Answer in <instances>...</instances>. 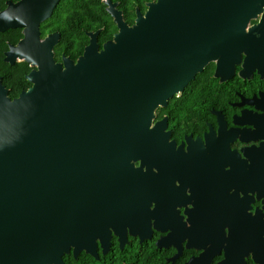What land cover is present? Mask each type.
I'll use <instances>...</instances> for the list:
<instances>
[{
    "label": "water",
    "instance_id": "95a60500",
    "mask_svg": "<svg viewBox=\"0 0 264 264\" xmlns=\"http://www.w3.org/2000/svg\"><path fill=\"white\" fill-rule=\"evenodd\" d=\"M61 1L21 0L0 13V32L24 36L5 61L37 69L27 77L33 87L16 100L0 81V264H62L71 250L97 257L113 235L123 246L122 224L134 210L127 165L147 158L155 111L211 62L229 77L245 41L253 51L264 36V16L244 36L264 0H157L137 12L134 27L107 8L114 41L99 51L91 34L77 64H57L60 36L41 41L40 25ZM230 254L222 264H243Z\"/></svg>",
    "mask_w": 264,
    "mask_h": 264
},
{
    "label": "flooded vegetation",
    "instance_id": "af4514ba",
    "mask_svg": "<svg viewBox=\"0 0 264 264\" xmlns=\"http://www.w3.org/2000/svg\"><path fill=\"white\" fill-rule=\"evenodd\" d=\"M263 16L264 6L248 22L246 39ZM43 24L41 41L59 34L43 37ZM101 31L87 35L96 34L98 44ZM56 46L54 61L63 64L69 58L58 61ZM253 48L247 39L226 79L218 61L211 62L204 69L211 67L206 85L186 92L188 85L155 111L147 158L127 165L134 176L128 195L134 210L130 225L122 224L125 244L112 236L120 248L131 241L137 246L152 242L183 264L202 256L203 264H222L227 253L239 254L243 264H259L255 258L264 257V36ZM30 67L29 75L37 70ZM191 97L195 103L188 102Z\"/></svg>",
    "mask_w": 264,
    "mask_h": 264
},
{
    "label": "trees",
    "instance_id": "16d2710c",
    "mask_svg": "<svg viewBox=\"0 0 264 264\" xmlns=\"http://www.w3.org/2000/svg\"><path fill=\"white\" fill-rule=\"evenodd\" d=\"M21 0H0V13L7 9L8 3H18ZM105 0H62L53 13L51 19L41 26L42 36L59 33V44L55 48V55L58 61L62 56L69 58L76 63L84 53L85 48L90 43L88 33H96L99 30L98 44L103 48L112 41L114 35L118 33V28L112 17L107 12ZM157 0H110L117 4V9L122 12L124 21L132 26L136 20L137 12L144 15L147 12V4ZM23 39L22 29H9L0 32V80L2 86L7 91V97L16 100L22 93L31 89L32 83L27 80V76L33 70L26 62H16L9 64L5 61L6 53L11 46H17ZM207 68L198 74L187 89H195L206 85L203 83L208 77ZM194 96V95H193ZM174 102L182 101L174 99ZM188 102L195 103L196 99L191 97ZM172 254L162 251L152 245V242H145L143 246H137L133 241L120 248L117 238L112 239V245L107 253L98 251V256L81 252L74 256L73 250L62 257V264H183L180 257L172 261ZM186 259V257H184Z\"/></svg>",
    "mask_w": 264,
    "mask_h": 264
},
{
    "label": "rangeland",
    "instance_id": "374dc122",
    "mask_svg": "<svg viewBox=\"0 0 264 264\" xmlns=\"http://www.w3.org/2000/svg\"><path fill=\"white\" fill-rule=\"evenodd\" d=\"M107 8H109V9H113V8H116L117 9V5H114V4H110V5H108V7ZM118 10V9H117ZM119 11V10H118ZM120 12V11H119Z\"/></svg>",
    "mask_w": 264,
    "mask_h": 264
}]
</instances>
